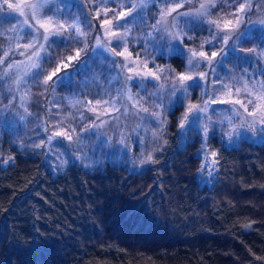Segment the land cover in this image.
<instances>
[{
    "label": "trees",
    "instance_id": "obj_1",
    "mask_svg": "<svg viewBox=\"0 0 264 264\" xmlns=\"http://www.w3.org/2000/svg\"><path fill=\"white\" fill-rule=\"evenodd\" d=\"M235 3L219 0L209 14L217 16ZM85 6L91 10L88 0ZM102 18L93 20L89 47L84 52L78 48L80 56L68 62L58 76L67 70L74 72L88 59L92 69L100 70L92 53ZM256 31L250 42L264 49V30ZM200 35L197 31L193 39L184 36L183 40L200 46ZM64 39L63 35L50 39L49 52L65 47ZM2 41L0 37V48ZM18 58L12 54L0 65V87L11 81L3 73ZM156 59L176 71L186 63L180 58ZM45 63L46 56L41 64ZM34 71L24 84L29 89L24 103L32 115L27 127L17 120L20 137H24L23 128L30 131L26 137H45L37 133H48L49 117L58 119L60 113L59 108H50L52 89L56 86L60 94L80 90L83 78L77 75L75 82H50L45 91L36 82L39 70ZM4 94L6 101L9 92ZM20 97L16 95L18 103ZM183 112L184 106L167 112L161 130L166 144H161L159 133L138 144L131 130L137 118L126 117L122 125L109 121L100 128L102 132L98 129L105 139L89 131L75 135L84 148L86 139L95 137L93 155L83 156L74 149L75 156H66L65 163L49 160L54 158L49 155L51 146L76 144L62 137L55 138L48 149L12 145L0 150V264H264V139L240 137L226 148L225 139L212 134L202 147L200 135L187 138L191 134L187 132L183 139L178 135ZM117 128L125 133L123 145L114 134ZM88 133L95 134L91 138ZM109 135L111 149L101 143ZM7 141L3 140L6 146ZM154 146L159 150L151 153ZM208 148L218 153L213 168L203 155ZM141 150L151 153L155 163L133 174L126 154L137 155ZM96 160L102 163H90ZM197 176H202L201 182Z\"/></svg>",
    "mask_w": 264,
    "mask_h": 264
},
{
    "label": "rangeland",
    "instance_id": "obj_2",
    "mask_svg": "<svg viewBox=\"0 0 264 264\" xmlns=\"http://www.w3.org/2000/svg\"><path fill=\"white\" fill-rule=\"evenodd\" d=\"M74 1L75 0H67V3L61 4L62 12L68 13L67 15H55L51 10L45 8L42 10L41 18H51L56 24L64 26L62 31H68V23L75 22L73 21V16H77L79 18V27L85 32L92 34L95 29L93 20L95 18H102L106 9L109 10L108 12L115 10L112 11L110 17L99 20L100 30L97 31L93 44V49H96L95 58L98 60V64L100 65L98 67L100 70L95 71V74L100 76V82L95 81L93 76L85 74L82 80H80V90L77 89L73 91H66L64 94H60L56 90L55 86V88H53L51 91V99L54 102L50 108L60 109V113L58 114L59 118L52 120L51 117H49V121H51L48 123V133H45V131H40L37 133V135L42 134L45 137H26L28 134H30V131L26 128H23L24 137L21 138L23 140L24 147L22 148L20 145L13 144L11 142L12 133L21 136L19 134L21 128L18 126L17 122L19 118L13 111L6 112L4 117L0 119V132L3 133L2 138H0V150L7 149L8 146L11 147L12 145L17 146L20 149L38 147L37 145H41L39 147L44 146V148L48 149L50 148V143L54 141L55 138H57L55 137L54 139H49V136L54 135L55 131L59 130L60 128H65L72 132V141H75L76 144L71 145L70 142H65L63 144L51 146L54 148L53 150H49V155L51 154L54 157L49 159L51 163H61L65 160L66 156H75L74 149L78 151V154L83 156L92 154V148L96 145L95 137H93V135L96 133V137L98 135L99 138L105 139L107 136L101 133L102 130L100 128L105 126L109 121L114 123L119 122L120 125H122L124 124L122 121H124L126 117L130 119L137 118V120L134 122V125L131 126V130L132 137H134V139L140 145L146 143L148 139H154V137L157 136V133L161 132L165 124L164 122L167 112L172 108L171 104L166 103L159 108L157 105H160L162 98L167 100L170 90L175 86V79H173L171 84L166 82V75L171 76L173 73H159V80L152 77L141 78L136 76H133V78L130 80L127 79V76L133 74L122 72L120 70L121 63H126V61H124L122 57L113 56L112 52L109 50V48H115V50L119 52L123 49L117 43L115 38H111L106 35V26L103 24V21L105 19L112 20L116 15V12L122 10L120 9L119 5L124 3L125 8L123 11L131 12L132 14L130 16L126 15L120 19L113 31L122 34L126 31V29L130 28V34L125 37L123 43L125 44L126 42V47L128 51L132 53L133 57L139 56L141 61H148L149 68L155 69L157 65H165V63L159 62V60L156 59L157 56L155 59H153L150 55L151 52L155 51L154 46L152 45L151 26L156 23L157 19H159V14L163 9L162 6H168L170 4L169 0H150V2L146 3L143 8L137 7L135 10L127 7L128 0H88L91 10L85 6L87 0H80L79 5L75 4L73 6ZM9 2L23 3L24 0H9ZM218 2L219 0H217L215 5H217ZM132 3L138 4V0H132ZM199 3L200 0H192L191 4L184 3V7L178 9V12L183 13L191 11L193 8H198ZM238 3H235V7L233 8L231 6H227V8L224 11L222 10L220 13H218L217 16H211L209 14L211 8L208 9V15L199 16L198 23L197 20L194 19V16L180 15L178 17L180 25L185 26L184 30L188 33L187 37H194L197 31L201 32V35L197 40L200 46H196L193 43L182 40V47L185 49V51L188 48H192L204 50L208 52L209 55L212 51L219 53V55L213 61L211 67L208 66L207 61H200L199 63L194 62V66L190 72L188 68L186 70V63L182 70H175L176 74L188 73L194 77L199 72H204L207 74L206 80L196 79L195 82L198 83L200 87L195 88V90H190L189 98L185 100L183 105L184 112L182 115L187 112V106L189 103H202L203 101L210 99L212 96H220L222 87L220 83L221 81L239 87L244 81H247L249 86H254L258 80H264V75L261 74V72L264 71V59L250 52L251 49H256L257 51L263 49L259 48L256 43H251L250 40H252V36H254L257 32L256 30H264V23H261V21L264 20V4L260 3V0H253V8H255V10L252 8L243 14L241 24L234 33L230 34L232 39H229L227 44L221 43L220 39L226 34L219 31L213 24L209 23V15L211 16L212 20L225 17L228 13L236 12ZM0 5H2L0 6V37H3L0 52L2 53L3 51L10 49L11 55H19L18 59H15L9 64H16L18 66L12 67L7 76H11V81L14 78L19 79L20 82L17 84V91L15 92V95L21 96L22 94L28 93L27 90L29 89L24 88V84L27 82L29 73L30 75L35 73L34 70L37 69L31 67L32 61L30 60V57L33 55L34 51L38 50V47L37 49H26L22 46L30 42L33 36L39 35L37 32V28L39 26L32 18L30 9L25 8L24 15H21L18 11L8 8L7 5L4 4L3 0H0ZM50 8H52V5ZM81 9L84 11H81ZM97 13H100L99 17L97 16ZM176 16L177 13H173L172 16L167 18V22H171L172 17ZM26 20L28 21V25H31V27L24 23ZM189 22L195 25L191 30L187 28V24ZM13 29H15V31H13ZM203 29L206 32H204ZM72 31L74 32L75 29H72ZM54 37L59 36H51L50 39ZM213 37H215L213 43H204L207 40L213 39ZM97 39H100L101 41L107 40L109 43L107 45L97 46L95 44ZM201 45H203L202 49ZM47 48H49V46ZM221 49H223L222 52ZM22 52L25 54L22 55ZM45 56V53H41V58L38 60V63L41 64ZM90 60L91 59H88L87 61ZM113 61H115V63H113ZM6 69L8 71L7 67ZM89 71H92V69ZM65 72H69V70ZM65 72H62L60 76H62ZM3 75H5V71ZM113 76L118 77V79L113 81ZM11 81H4L0 87V92L3 91V98L5 95L4 93L7 92L5 89L8 84L11 83ZM184 84H192V81H185ZM15 85H13V87ZM121 90L130 92L136 99L140 101L143 107L148 108V112L140 111L139 108L133 106L132 102L128 101L125 97L122 98L120 95H118ZM201 93L206 94L201 96ZM12 95L13 93H9L7 100H3V102L6 104ZM177 95H179V92H177ZM240 98L245 99L246 97L241 95ZM69 99L72 100L73 103L76 101H83L84 105L86 106L76 104V106L73 107L72 104L68 102ZM112 100L115 101L116 107L119 108L118 112L112 111L107 115H100V112L107 108L108 105H102L97 113H93L88 110L89 106L87 101H92L95 103L96 101ZM20 102L21 97L19 98V103ZM19 103L15 100L13 107L15 108ZM210 108L211 110L207 114L196 112L189 114L188 120L185 121L184 127L188 133H191L187 138L198 134L201 136L200 138L205 145L208 143L210 135L212 134H218L222 139H226L224 133L230 129L227 122H220L223 116H231L234 124H239L243 120V116L238 117L234 115L235 111L239 109L238 105L233 106L230 104H213L210 106ZM240 111L242 112L243 110L240 109ZM97 115H100L99 119H97ZM196 116L200 117L199 131H197V127L193 122L194 117ZM42 122L41 125L46 123L44 120H42ZM150 124H152L151 127ZM205 124L209 125V132L206 137L203 132V127ZM262 128H264V126L257 125L256 129L251 131L247 128L239 129L240 134L238 135L235 133L231 138L233 144L236 143L238 138L245 137L243 135L245 132L247 133L246 137L256 139L257 141L263 140L264 131L261 130ZM98 129L101 131L100 133L98 132ZM110 129L111 128L108 126L107 133L110 132ZM88 131L95 132L90 133L92 134L91 138H93L91 140L86 139V143L84 144L86 145L85 148L84 146L79 147L80 141L82 139H80L78 142V140L76 141V139H74V136ZM47 139L49 144L43 145ZM3 140H9L7 141L9 144L7 146L3 144ZM35 142H37V144ZM142 149H144V147ZM211 152L213 151L208 148L204 151L203 155L205 157V162H208L209 166L211 165V168H213L214 163L213 158L210 155ZM54 167H56V169L58 168V166Z\"/></svg>",
    "mask_w": 264,
    "mask_h": 264
},
{
    "label": "snow or ice",
    "instance_id": "obj_3",
    "mask_svg": "<svg viewBox=\"0 0 264 264\" xmlns=\"http://www.w3.org/2000/svg\"><path fill=\"white\" fill-rule=\"evenodd\" d=\"M55 2V0H24L23 3H12L9 2V0H4V4L7 5L8 8L13 9L15 11H18L21 15H24V9H30L32 18L35 20V23L39 26L37 28V32L39 33L38 36H33L30 42L24 44L22 47L26 49H37V51H34L33 55L30 57V60L32 61L31 67L37 68L39 66L38 60L41 58V53H45V50L49 46V39L51 36H59L64 28L63 25L56 24L51 18H41L42 10L45 8H48L51 10L50 6ZM150 2V0H138V7L143 8L146 3ZM224 2H227V0H224ZM170 4H173V7H166L165 9H162L160 12V20L161 22L167 23V18L169 16H172L173 13H177V15H183V16H207L208 15V9L215 7V3H200L199 7L196 8L195 11H188L180 13L178 12V9L184 7V3H181V0H169ZM260 3L264 4V0H260ZM191 4V3H189ZM132 3V0H128L127 7L135 10L137 7ZM2 6V5H0ZM253 0H240V2L237 4L236 12L234 13H228L225 17H221L215 20H210L209 23L213 24L219 31L224 32L226 35L224 37H221V43L227 44L229 39H232L231 33H234L236 29L241 24L243 14L247 11L251 10L253 8ZM121 11L116 12V15L112 20L105 19L103 21V24L105 27L106 35L115 38L117 43L120 45V47L123 49L122 51L117 52L115 48H109V50L112 52L113 56H119L122 57L126 63H121L120 70L122 72L126 73H132L133 75L127 76V79H132L133 76L146 78V77H152L154 79L159 80L160 75L159 73L162 72H173V69L171 68H159L157 65L155 69L148 67V61H141L139 59V56L133 57L132 53L128 51L127 47L123 43L125 40V37L130 34V32H124L122 34L117 33L113 31V29L117 26L119 23V20L122 19L126 15H131V12H125L123 9L125 8V4L121 3L119 5ZM109 10L104 11V15L107 16ZM115 11V10H112ZM100 13H97V16L99 17ZM231 17V18H228ZM115 21V23H114ZM26 25H28V21H24ZM261 23H264V20L261 21ZM31 27V25H28ZM73 29H75L77 35L85 39L86 33L83 29L79 27L78 24L72 25ZM43 30V31H41ZM15 31V29H13ZM181 40L184 39V37H180ZM188 39H191V37H188ZM213 39L207 40L204 43L211 44L213 43ZM109 41H100L97 46L101 45H107ZM203 48V45H201V49ZM15 50V49H14ZM223 49H221V52ZM250 52L255 54L258 57H261L264 59V49H261L257 51L256 49H251ZM22 55L25 53H21ZM11 55V52L8 50L3 51L0 53V64L6 63L8 57ZM219 55L216 51H212L209 55L208 52L204 50H197L192 49L189 53L188 59V69L189 72L192 69V66L195 63H199L200 61H207V64L209 67L212 66L213 61L215 58ZM80 56V52L76 51L74 55L69 56L66 61H64L60 66L57 67L56 71L52 72L47 76V79L45 80V83L48 84L49 82H53L54 78L58 76V74L62 71V69L68 67V62L78 58ZM134 65V66H133ZM18 65L12 64L8 66V73L12 67H17ZM262 75H264V71L261 72ZM2 79V77H0ZM118 77H113L112 80H117ZM196 79L206 80L207 74L204 72H199L194 77L191 74L184 73V74H177L176 80H178L181 84V86L184 85L185 81H192V83H195ZM19 80L16 81L17 84H19ZM221 83V95L220 96H212L207 101H203L202 103H189L187 106V112L184 114L183 118L179 120V127L184 128L185 127V121L188 120L189 114L196 112V113H204L207 114L211 108L210 106L213 104H230L233 106H239V109H237L234 113L235 116H243V120L236 126H234L233 119L231 116L224 115L221 119V123L227 122L229 126V134L230 136H233V134L237 133L238 129H245L248 130H255L257 125L264 126V80H258L256 85L249 86L247 81H244L241 83V86L236 87L233 84L224 83L223 81ZM195 90V89H194ZM185 92H187V89H185ZM206 93H201V96L205 95ZM120 95H123L128 101L132 102L134 107L139 108L140 111L148 112V108L143 107L138 99H136L130 92L125 91L123 93H120ZM244 95L246 98L241 99L240 96ZM78 103V101H77ZM73 107L76 106L75 103H70ZM88 104V110L97 113L102 105H108L107 108H105L102 112H100V115H107L112 111H119V108L116 107L115 101H96L93 103L92 101H87ZM240 109L243 111L241 112ZM100 115H97V119L100 118ZM208 119L207 117H205ZM250 118V119H249ZM264 131V128L261 129ZM203 132L205 137L208 135L209 132V125L205 124L203 127ZM55 137H62L66 138L69 141L73 140L72 132L65 128H60L59 130L55 131L54 135H50L49 139H54ZM38 147L41 145H37ZM202 147H206V145H202ZM210 155L213 158V163H216L215 158L217 157L218 153L213 151L210 153ZM149 162L153 161V157L150 155L148 157ZM247 227V226H246Z\"/></svg>",
    "mask_w": 264,
    "mask_h": 264
},
{
    "label": "clouds",
    "instance_id": "obj_4",
    "mask_svg": "<svg viewBox=\"0 0 264 264\" xmlns=\"http://www.w3.org/2000/svg\"><path fill=\"white\" fill-rule=\"evenodd\" d=\"M4 2V0H3ZM233 2H235V0H233ZM62 3H67V0H55V2L52 4V8L51 11L55 14V15H67L68 13L66 12H62L61 10V4ZM77 5L80 4V0H76ZM181 3H192V0H181ZM200 3H217V0H200ZM199 3V5H200ZM134 5H136L134 3ZM173 4H169L168 6H162L163 9H165L166 7H173ZM136 7H138V5H136ZM196 8H193L191 11H195ZM180 15H177L176 17H172L171 22H161L160 20V14H159V19H157L156 23L153 24L152 27V45L154 46L155 51L151 52L150 55L152 56L153 59H155L156 56H159L161 59L165 60V61H170L174 58H180L181 60H184L186 62V70L188 68V57H189V53L192 50V48H188L186 51L185 49L182 47V40L180 39V37H184L187 36L188 33L187 31L184 30L183 25H180L179 23V17ZM78 17L77 16H73V21L75 22H70L68 23V31H62L60 35H63L65 37V39L61 42L65 45V47L61 48L59 51L53 49L51 52H49L48 48L45 50V54H46V60L47 63L45 64H40L37 67V69L39 70L37 72V83H40L44 88L45 91H47L48 87L50 86V82L48 84L45 83V80L47 79V76L49 74H51L52 72L56 71L57 67L60 66L64 61H66V59L69 56H72L75 54V52L77 51V49L79 48L80 52H84L88 47V38L90 36V33L85 32L86 33V38L85 39H81L76 31H72L73 27L72 25L78 24ZM194 19L197 20V23L199 21V17L198 16H194ZM209 21L212 20L211 16H208ZM195 25H193L192 23H188L187 24V28L189 30H191ZM131 29H126L125 32H130ZM191 37V36H188ZM193 37H191L192 39ZM101 40L97 39L95 41V44L97 45ZM125 46H126V42H125ZM51 47V46H50ZM10 51V49L8 50ZM95 53H96V49H93V57H95ZM113 63H115V61H113ZM159 68H171L170 65H158ZM194 66V64H193ZM192 66V67H193ZM89 69H92V65L89 61H85L83 64L80 65L79 68H76L74 72H65L62 76H57V80L51 82L52 84H64L66 81H72L75 82L74 78L77 75H81L84 76L85 74L89 75V76H93L95 81L100 82V76L95 74V70L92 69V71H88ZM172 69V68H171ZM167 72V71H166ZM173 75L168 76L166 75V82L171 84L173 79H175V86L170 90V93L167 97V100L165 99H161L160 105H157V107H162L164 104L166 103H170L171 107L173 110H175L176 107L180 106L182 107L184 105V102L186 99L189 98L190 95V90L191 89H195V88H199L200 85L198 83H192V84H184L183 86H181L180 82L178 80H176V73L175 70L173 69ZM8 71L7 69L5 70V75H8ZM115 77V76H113ZM112 77V78H113ZM19 80L18 78H14L10 84H8V86L6 87V91L9 93H13V95L11 96L10 99H8V102L5 104L3 102V92H0V119H2L5 115L6 112L8 111H13L15 113V115L19 118V120L22 122V127H27L28 126V117L30 115H32L29 111V109L25 106L24 101L27 99V93L22 94L21 95V102L14 108L13 104L14 101L16 100V95L15 92L17 91V89L15 87H13V85L17 84L16 81ZM185 89H187V92H185ZM126 90H121L120 93L125 92ZM177 92H179V95H177ZM120 93H118V95H120ZM122 98L124 97L123 95H120ZM69 103H73L72 100L69 99L68 101ZM75 104H80L81 106H86L84 105L83 101H77L75 102ZM22 110V111H21ZM184 115H181L179 117V119H182ZM199 121H200V117L196 116L194 117V124L197 127V131H199ZM166 123V121L164 122ZM238 124H234V126H236ZM115 135H118L120 138L118 140V143H120L121 145H123L125 143L124 140V136L125 133L122 129L117 128L115 133ZM237 134L239 135V129L237 130ZM3 133L0 132V138H2ZM178 135L181 137V139L186 138L187 135V131L183 128H180V131L178 133ZM226 139L223 140L222 142L225 144L226 148H231L232 147V136H230L229 131H226L224 133ZM243 135L246 137L247 133H243ZM159 137H160V142L161 144H166L167 141L163 138V133L162 131L159 133ZM111 140H112V135L108 136V140L107 141H101V143L104 145V147L111 149ZM11 142L13 144H18L22 147H24L23 144V140L20 136L16 135L15 133H12V140ZM159 148L158 147H153L151 149V153H154L156 151H158ZM149 152H145L144 150H141V152L137 155H127L126 154V158H127V166L128 169L131 173L136 174L138 172L141 171V166L149 164V163H155V161L153 160L152 162H149L148 157L152 154ZM3 153H0V155H2ZM153 157V156H152ZM102 163L101 160H96V161H90V163ZM123 162V158L121 159V161H117V166H119L120 164H122ZM5 163H7V161H5ZM62 163H65L64 161H62ZM202 171V170H201ZM197 182H201L202 181V176H197L196 177Z\"/></svg>",
    "mask_w": 264,
    "mask_h": 264
}]
</instances>
